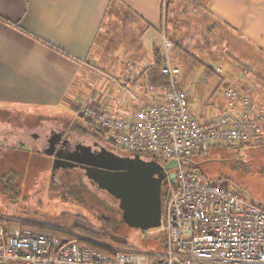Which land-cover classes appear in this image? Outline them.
<instances>
[{"label":"crops","instance_id":"obj_1","mask_svg":"<svg viewBox=\"0 0 264 264\" xmlns=\"http://www.w3.org/2000/svg\"><path fill=\"white\" fill-rule=\"evenodd\" d=\"M107 14L117 22L104 31ZM163 38L182 53L172 57L179 68V59L201 61L217 75L216 87L243 67L264 77V0H0V109L59 108L84 120L79 110L89 104L132 116L138 105L118 84L150 87ZM222 64L225 72H215ZM256 76L251 83L263 104L264 82Z\"/></svg>","mask_w":264,"mask_h":264},{"label":"built area","instance_id":"obj_2","mask_svg":"<svg viewBox=\"0 0 264 264\" xmlns=\"http://www.w3.org/2000/svg\"><path fill=\"white\" fill-rule=\"evenodd\" d=\"M173 43L163 38L160 73L166 82L140 91L118 84L132 116H115L105 106L83 105L84 120L129 153L177 160L175 184L163 190L161 221L147 235L163 236L153 252L91 249L74 239L42 233L18 223L0 224V264H264V209L225 182L208 180L184 162L208 148L264 143V103L256 101L248 68L239 82L222 79L200 114L191 111V90L180 87V68L172 61ZM221 68H215L219 73ZM216 99V98H215Z\"/></svg>","mask_w":264,"mask_h":264},{"label":"rangeland","instance_id":"obj_3","mask_svg":"<svg viewBox=\"0 0 264 264\" xmlns=\"http://www.w3.org/2000/svg\"><path fill=\"white\" fill-rule=\"evenodd\" d=\"M114 17L115 15L107 14L103 25L104 31L109 30L110 25H114V23L117 22ZM116 29L118 32L120 31V33L121 30L128 31L125 26H120ZM129 29L131 30V27H129ZM107 46H109V48H115V45H112L109 41ZM181 54L180 51L170 52L171 58L178 55L182 56ZM195 54L198 56L196 52ZM123 56L125 55L123 54ZM103 61H105V59H103ZM103 61L100 60V63H98L100 65L97 66L100 71L105 69ZM189 62L193 63L191 67L187 64ZM178 63L181 68L180 84L182 87H187L191 90L189 95V106L193 108V112L203 108L208 104L210 99L213 101L218 100L220 104L223 103L221 97L212 96L215 90L214 88L216 87L215 85L218 82L215 73L207 72L205 65L201 63V61H192L189 58H185L183 61L179 59ZM243 63L246 62L243 61ZM219 67H221L220 73H224L226 66L222 64ZM251 70H253V73L247 77L248 81H252L254 76L258 74L257 72L254 73V67H251ZM237 74L238 73L231 76L230 81L238 83L239 77ZM256 78L264 82V77L256 76ZM253 93L255 95V91ZM12 109L18 111H13ZM57 113L65 114V112L59 108H46L42 106L1 108L0 128L4 127L10 129L15 127L16 124L21 123L33 125L38 116L46 114L56 115ZM235 147L236 146H231L227 150H218L217 148L211 147L200 156L193 157V161L197 163L206 176H227L233 182L241 185L242 192L245 196L260 203L264 207V148L252 146L237 153L232 149ZM15 152L14 154L10 152L0 158V162L4 165V167H0V169L5 170L10 168L15 170L18 174L17 182L19 184V191L16 195H5L0 186V217L42 224L58 230H69L73 224H82L94 229H101L104 227L103 217L100 216L96 208H94L98 205L89 198H86V195L84 197L87 201H81L79 196L68 199L56 195H40L37 188L46 178L45 169L47 167V158L43 155L23 149L20 150L18 148H16ZM16 154H19V156ZM209 158L214 159L209 160ZM237 159L240 160L239 163L243 168L237 167V169H231V164H234ZM173 170H175V168ZM172 187L173 185L170 186V189ZM163 201L162 198V203ZM106 228H108V233L124 238L130 245L141 251L153 252L160 249L158 246L160 244L158 241L159 239L156 238L158 233L147 235L148 232L129 227L121 219V211L119 209H115V213L109 216Z\"/></svg>","mask_w":264,"mask_h":264},{"label":"flooded vegetation","instance_id":"obj_4","mask_svg":"<svg viewBox=\"0 0 264 264\" xmlns=\"http://www.w3.org/2000/svg\"><path fill=\"white\" fill-rule=\"evenodd\" d=\"M16 148L47 158L46 178L37 188L40 195L68 199L79 196L83 201L86 195L98 206L105 205L114 210L119 209L117 195L120 189L132 191L134 179L156 176L161 171L160 164L164 163L150 154L119 149L107 140L101 130L86 120L70 119L61 113L38 116L33 125L21 123L10 129L1 127L0 158L10 152L16 153ZM55 154L61 158L88 161L93 166L58 163L52 169ZM0 167H4L1 162ZM161 172L163 191L171 184L168 174L174 170ZM11 175L15 176L17 182L15 170L0 169V186L5 195L14 193L9 189L8 176Z\"/></svg>","mask_w":264,"mask_h":264},{"label":"trees","instance_id":"obj_5","mask_svg":"<svg viewBox=\"0 0 264 264\" xmlns=\"http://www.w3.org/2000/svg\"><path fill=\"white\" fill-rule=\"evenodd\" d=\"M159 69H160V60L157 59L155 63L151 65L150 71L148 72V75H147V81H148V84H150V86L160 87L166 82V77H164L160 73ZM252 146H255V147L258 146L260 148H264V143L261 141L246 142V143H241L232 149L235 150L237 153H239L240 151H243L244 149L248 147H252ZM230 147L229 146H224V147L218 146V147H212V148H217L218 150H227ZM213 159L214 158H209V160H213ZM201 161H204V160H201ZM239 161L240 160L238 159L235 160L234 164H231L230 168L231 169H234V168L237 169V167L243 168V166L239 163ZM184 165L186 167L196 168L198 172L200 173V175H202L208 180L217 181V182H225L229 184L230 186L242 191L241 185L233 182L227 176H218V177L206 176L201 171L197 163L194 162L193 159L191 158L185 161ZM8 177H9L8 181H10L9 189L14 191L13 195H16L19 191V184L15 181L16 178L14 175H11ZM80 200L83 201L84 199L80 197ZM254 202L259 204L264 209V207L260 203L256 201ZM94 208H96L98 214H100V216L103 217L102 220H103L104 227H102L101 229H94L90 226H86L82 224H73L71 225V228L69 230H58L56 228L48 227L42 224H36V223L24 222V221H16V220L4 218V217H0V224L18 223L22 227H28V228H31L33 230H36L42 233H50V234H53V235H56L58 237H62L65 239H74L79 244H83L91 249H96V250L104 251V252H109V249L106 247V245L112 246L117 249H129V248L137 249L136 247H133L132 245H130L124 238L118 235H115V234L108 233V228H106L107 219L109 218V216H112L115 213L114 209L108 208L105 205L97 206ZM156 238L159 239L157 240L160 243L163 242V236L158 235Z\"/></svg>","mask_w":264,"mask_h":264},{"label":"water","instance_id":"obj_6","mask_svg":"<svg viewBox=\"0 0 264 264\" xmlns=\"http://www.w3.org/2000/svg\"><path fill=\"white\" fill-rule=\"evenodd\" d=\"M50 153V152H47ZM58 163L79 165L81 167L93 166L88 161L72 158H61L55 154L52 169ZM177 160L171 159L160 164L161 171H169L177 166ZM156 176L138 177L132 181V191L122 188L118 191V208L121 219L129 227L142 231L158 228L161 221V201L164 192L161 188L162 172ZM168 178L172 185L175 184V172H170Z\"/></svg>","mask_w":264,"mask_h":264}]
</instances>
